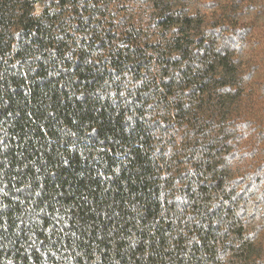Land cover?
<instances>
[{
  "label": "trees",
  "instance_id": "trees-1",
  "mask_svg": "<svg viewBox=\"0 0 264 264\" xmlns=\"http://www.w3.org/2000/svg\"><path fill=\"white\" fill-rule=\"evenodd\" d=\"M0 264H264V0H0Z\"/></svg>",
  "mask_w": 264,
  "mask_h": 264
}]
</instances>
